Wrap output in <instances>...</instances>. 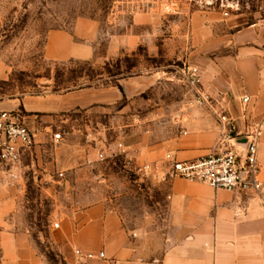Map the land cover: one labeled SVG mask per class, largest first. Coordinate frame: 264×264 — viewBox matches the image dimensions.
<instances>
[{"label":"rangeland","instance_id":"rangeland-1","mask_svg":"<svg viewBox=\"0 0 264 264\" xmlns=\"http://www.w3.org/2000/svg\"><path fill=\"white\" fill-rule=\"evenodd\" d=\"M254 23L264 25V0H0V104L84 89L103 99L66 114L67 124L50 130L64 136L73 126L76 140L94 154L81 175L64 173L58 183L55 172L54 183L42 182L45 170L28 168L12 188L18 228L30 231L51 264H64L52 250L50 235L54 218L68 205L95 202L102 195L131 196L139 182L151 183L137 170L132 155L140 149L134 147H162L185 133L184 122L209 113L220 126L213 109L198 103L182 71L201 69L203 89L219 106L207 63L231 49L205 46ZM60 29L91 34L93 42L85 43L90 58L48 60V36ZM16 111L28 116L24 106ZM119 143L128 158L118 154ZM103 150L108 158L99 162ZM51 152L44 143L42 159H50ZM24 164H30L29 157Z\"/></svg>","mask_w":264,"mask_h":264},{"label":"crops","instance_id":"crops-1","mask_svg":"<svg viewBox=\"0 0 264 264\" xmlns=\"http://www.w3.org/2000/svg\"><path fill=\"white\" fill-rule=\"evenodd\" d=\"M93 40L91 34L84 36L80 31L53 30L45 56L61 63L89 59L86 44ZM205 47L218 52L231 49L228 55L207 64L213 75L211 92L219 106L231 111L236 132L241 134L244 129L241 111L245 96L250 99L249 122L264 123V25L251 24L231 38H212ZM102 102L97 91L84 89L14 100L0 104V111L25 107V122L35 138L34 155L25 166L43 168L42 182L54 183L55 172L69 178L81 175L94 154L76 140L73 126L59 143L54 142L50 130L66 125V114ZM207 115L184 122L185 133L162 147H134L141 151L132 156L138 165L162 160L165 152L174 153L180 160L206 156L220 131L213 116ZM44 143L52 146L48 160L42 159ZM258 162L264 178V135ZM156 175L149 179L151 183L133 186L131 196L116 195L112 200L102 195L95 202H75L54 218L50 241L62 263L264 264V205L258 198L183 179L161 182ZM55 181L62 182L58 177ZM12 193L0 169V264H51L30 231L18 228ZM77 250L96 258L81 262ZM100 253L104 258L97 257Z\"/></svg>","mask_w":264,"mask_h":264},{"label":"built area","instance_id":"built-area-1","mask_svg":"<svg viewBox=\"0 0 264 264\" xmlns=\"http://www.w3.org/2000/svg\"><path fill=\"white\" fill-rule=\"evenodd\" d=\"M184 82L193 88L201 106L213 109L220 122L219 136L210 152L203 157L192 160H180L174 153L167 152L162 160L139 165L138 171L144 178L164 181L177 179L189 182H201L214 190H225L251 195L258 198L264 205V178L258 162L259 146L264 135L263 122H249L247 110L249 97L242 98L241 119L244 129L241 134L235 130V118L223 106H215L212 97L203 89V74L201 69L190 66L182 71ZM53 140L59 143L63 140L62 132L53 134ZM35 138L33 131L25 122V117L18 111H0V169L10 188L17 187L23 181L27 169L24 164L26 157L34 155ZM118 154L128 158V152L123 143H119ZM106 151H100L96 160H107ZM162 174V175H159ZM59 179L64 173H57ZM56 228L58 224L54 225ZM81 262L96 258L93 254L75 252ZM98 258H104L100 253Z\"/></svg>","mask_w":264,"mask_h":264}]
</instances>
